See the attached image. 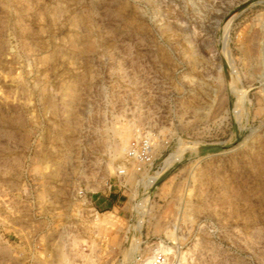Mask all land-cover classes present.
Returning a JSON list of instances; mask_svg holds the SVG:
<instances>
[{
	"label": "rangeland",
	"instance_id": "rangeland-1",
	"mask_svg": "<svg viewBox=\"0 0 264 264\" xmlns=\"http://www.w3.org/2000/svg\"><path fill=\"white\" fill-rule=\"evenodd\" d=\"M139 254L264 264V0H0V264Z\"/></svg>",
	"mask_w": 264,
	"mask_h": 264
},
{
	"label": "built area",
	"instance_id": "built-area-1",
	"mask_svg": "<svg viewBox=\"0 0 264 264\" xmlns=\"http://www.w3.org/2000/svg\"><path fill=\"white\" fill-rule=\"evenodd\" d=\"M152 147L148 139H138L131 143L127 149V156L133 160L136 166V171L143 173L152 166ZM151 169V168H150ZM150 258H146L139 254L136 259V264H149ZM152 264H164L163 255H157L153 258Z\"/></svg>",
	"mask_w": 264,
	"mask_h": 264
},
{
	"label": "bare ground",
	"instance_id": "bare-ground-1",
	"mask_svg": "<svg viewBox=\"0 0 264 264\" xmlns=\"http://www.w3.org/2000/svg\"><path fill=\"white\" fill-rule=\"evenodd\" d=\"M171 157V156H170ZM173 157V156H172ZM174 158V157H173ZM172 161V160H171ZM174 162V161H173ZM168 163V162H167ZM158 176V175H157ZM153 258L150 259L149 264L152 263Z\"/></svg>",
	"mask_w": 264,
	"mask_h": 264
}]
</instances>
